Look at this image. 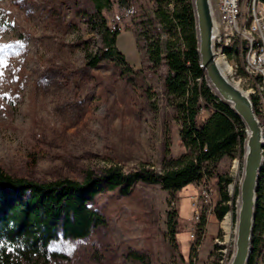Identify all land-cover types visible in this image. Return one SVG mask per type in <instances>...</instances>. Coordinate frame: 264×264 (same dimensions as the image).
<instances>
[{
    "label": "rangeland",
    "instance_id": "rangeland-1",
    "mask_svg": "<svg viewBox=\"0 0 264 264\" xmlns=\"http://www.w3.org/2000/svg\"><path fill=\"white\" fill-rule=\"evenodd\" d=\"M152 10V0H115L104 11L109 27L120 31L117 47L132 68L123 74L113 60L88 65V55L94 56L101 44L88 20L87 14L95 13L92 0H0L1 170L42 182L82 181L85 171L98 173L112 165L160 171L166 154L185 152L180 125L166 101L162 74L167 67L155 69L146 54L142 31L150 36L144 22ZM161 36L169 38L166 32ZM228 73L225 69L231 81L239 82ZM247 83L237 86L245 91ZM208 113L204 110L200 120ZM259 120L264 129V117ZM243 168L244 145L218 168L231 179L226 188L231 209L218 220L216 211L209 214L207 208L202 237L196 231L191 238L197 223L191 196L204 183L188 185L174 201L160 185L138 184L127 196L94 197L90 207L108 221L102 232L87 241L60 233L47 256L25 264H220L217 239L229 249L225 264H230ZM211 184L216 207L221 193ZM174 209L180 215L175 243L168 224Z\"/></svg>",
    "mask_w": 264,
    "mask_h": 264
},
{
    "label": "trees",
    "instance_id": "trees-1",
    "mask_svg": "<svg viewBox=\"0 0 264 264\" xmlns=\"http://www.w3.org/2000/svg\"><path fill=\"white\" fill-rule=\"evenodd\" d=\"M114 1L92 0L95 13L87 14L88 20L99 33L101 44L94 56L88 55L92 56L88 65L97 67L102 60H113L121 66L123 74H130L132 68L117 47L120 31L110 28L104 15ZM152 3V13L144 22L151 28L150 36L141 30L148 42L146 54L155 69L163 64L167 67L162 74L166 101L173 107L180 125L185 152L178 157L166 154L160 171L148 165L132 171L112 165L98 173L85 171L82 181L66 178L42 182L12 176L0 169V264H25L44 258L60 233L65 238L89 240L108 225L106 216L90 207L94 197L105 193L127 196L138 184L160 185L174 201L188 185L214 181L221 193L216 218L223 219L231 209L226 189L231 179L221 175L218 168L223 159L235 157L239 147H243L246 127L215 95L200 66L192 0H152ZM171 3L173 8H167ZM162 32L169 38L163 39ZM254 109L261 119L255 104ZM204 110L209 112L208 116L200 120ZM257 197L249 264H257L264 249V172ZM179 219V211L174 209L168 223L174 243ZM205 227L203 220L198 231L201 237Z\"/></svg>",
    "mask_w": 264,
    "mask_h": 264
},
{
    "label": "water",
    "instance_id": "water-1",
    "mask_svg": "<svg viewBox=\"0 0 264 264\" xmlns=\"http://www.w3.org/2000/svg\"><path fill=\"white\" fill-rule=\"evenodd\" d=\"M200 66L215 95L242 120L244 143L243 178L239 187L236 237L230 264H249L255 227L257 193L264 162V131L251 97L234 84L219 66L213 48L215 19L211 0H192Z\"/></svg>",
    "mask_w": 264,
    "mask_h": 264
},
{
    "label": "bare ground",
    "instance_id": "bare-ground-1",
    "mask_svg": "<svg viewBox=\"0 0 264 264\" xmlns=\"http://www.w3.org/2000/svg\"><path fill=\"white\" fill-rule=\"evenodd\" d=\"M211 6L215 19V29L223 30V23H224L223 2H220V0H211ZM256 9H257L256 0H248L246 2V7L243 8V37H245L248 41V47H245L244 65L248 66V71L246 68H242L238 60H233L231 55L237 52V45L235 44L242 43L241 23L231 22V25H226V36H231V39H233V44L231 43V41L220 42V39L213 38V48H214L216 60L219 66L222 68V70L225 72L226 69V71L228 70L229 72L228 73L229 76L234 74V76L240 79L239 82H236L232 78V81L236 85L240 86L239 83H241V81L243 80L248 81L246 87L247 90L245 89L244 90L249 94V96L252 97V100L254 99V104L257 106L258 110H260V112H263L264 111V70H257V66H252V48H255L252 12H255ZM262 16L264 17V5L262 7ZM222 65H224L225 69H223ZM249 73H252V77L249 76ZM239 74H241L243 77L239 76ZM262 117H264V114ZM263 169H264V162H263ZM207 188H213L212 184L210 186H207ZM226 237L227 236H225V238ZM216 245L218 246L219 249L217 250V253L220 254V256H222L221 257L222 259L220 260L219 263L220 264L227 263L229 256L228 255L229 249L225 248L224 243H223L224 246L223 247L222 244L219 243L218 239L216 240ZM259 259H261V256L259 257Z\"/></svg>",
    "mask_w": 264,
    "mask_h": 264
},
{
    "label": "built area",
    "instance_id": "built-area-1",
    "mask_svg": "<svg viewBox=\"0 0 264 264\" xmlns=\"http://www.w3.org/2000/svg\"><path fill=\"white\" fill-rule=\"evenodd\" d=\"M248 0H220L223 2V30H216L214 33V39H220V42L231 41L233 44V39L231 36H226V25H231V22L241 23V36L242 43L235 44L237 45V52L231 54L233 60H238L242 68H246L248 71V66L244 65L245 58V47H248V41L243 37V8L246 7V2ZM257 9L255 12H252L253 17V32L255 40V48H252V66H257V70H264V17L262 16V7L264 3L261 0H256ZM249 76L252 77V73H249ZM203 190L197 194L191 196L193 201V206L195 208V217H196V228L193 231L191 238H196V231H199V228L202 225V218H204V212L208 211L211 214L215 212V205L213 204V194L215 193L214 188H207V183H204ZM212 200V202H211ZM204 204L203 205L201 204ZM205 209L203 212H200ZM264 259V249L261 250V260Z\"/></svg>",
    "mask_w": 264,
    "mask_h": 264
}]
</instances>
